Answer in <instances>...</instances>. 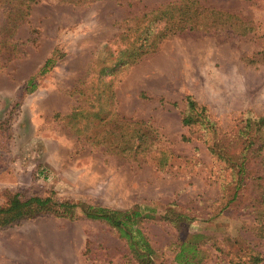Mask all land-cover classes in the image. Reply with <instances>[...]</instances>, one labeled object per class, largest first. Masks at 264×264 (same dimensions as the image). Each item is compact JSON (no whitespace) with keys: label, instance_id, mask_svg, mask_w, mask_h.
<instances>
[{"label":"rangeland","instance_id":"374dc122","mask_svg":"<svg viewBox=\"0 0 264 264\" xmlns=\"http://www.w3.org/2000/svg\"><path fill=\"white\" fill-rule=\"evenodd\" d=\"M145 14L158 39L114 67L118 34L132 40ZM12 39L0 56V206L17 192L77 208L0 227V264H138L114 228L82 215L88 205L150 212L137 227L157 264H176L173 243L192 233L211 238L200 264L252 253L264 264V202L250 189L231 199L239 130L264 115V0H39ZM188 96L210 125L182 123ZM125 120L143 122L130 126L145 135L136 151L103 142ZM247 151L250 183L264 175V146Z\"/></svg>","mask_w":264,"mask_h":264},{"label":"trees","instance_id":"16d2710c","mask_svg":"<svg viewBox=\"0 0 264 264\" xmlns=\"http://www.w3.org/2000/svg\"><path fill=\"white\" fill-rule=\"evenodd\" d=\"M39 0H0V11L3 17L0 28V56H7L11 51H16V42L12 37L16 27L23 22L28 16L30 7ZM76 2H85L91 0H75ZM197 10L208 11L202 6H198ZM195 10L194 12H196ZM147 14L143 15L137 23L135 33H137L132 40L128 39L124 34H118L126 43L124 48L120 51V56L116 58L114 67L123 66L136 62L142 55L148 53L146 45L152 46L159 35H156L152 44L149 42L150 32L147 29V24L144 25L145 20H148ZM5 24V25H4ZM3 25V26H2ZM136 41H140L136 44ZM1 60V58H0ZM53 59H47L41 72L45 71L48 66L52 65ZM106 67V66H105ZM103 67L101 73H109L108 69ZM107 69V71H106ZM106 71V72H105ZM34 88L35 82L31 78L27 82V87ZM187 112L182 117V123L184 125H192L194 123H201L208 125L205 107L199 105L190 96L186 97ZM82 106V105H80ZM79 107V106H78ZM86 109L80 107V110L72 111L66 117L77 123L78 116L84 113ZM88 112V111H87ZM88 121V120H87ZM143 124V122L128 123V121L120 122L118 132L111 131L110 136H106L103 142L110 145H120L121 149L125 151H136L140 147V143L143 142L144 134L140 133L137 128H130L131 125ZM210 125V124H209ZM207 127V126H205ZM210 128V127H209ZM131 129V130H130ZM137 133V135L135 134ZM135 135L138 136V145H135ZM239 135L242 138L241 144L246 150L243 152L242 164L238 165V170L235 173L236 176L241 175L240 178H236L233 191L231 193V199L239 196L244 190L250 189L254 198L262 203L264 202V175L252 176L250 183L247 178V149L254 152L260 151L264 146V115L259 117H248L242 128L239 130ZM119 139V140H118ZM116 140V141H114ZM254 145H257L253 148ZM211 150H221L218 146L213 145ZM218 153V152H217ZM248 163V160H247ZM251 185V187H249ZM77 205L70 202H56L52 197H40V196H22L20 193H12L4 205L0 206V227L12 225L22 219L36 217L43 214H53L58 217H70L75 216V209ZM84 217L92 220H100L114 228L119 236L124 238L128 244L130 254L138 262V264H157L155 260V250L151 247L148 239L143 234L137 225L143 218L151 217L150 212H143L139 207L130 209H118L110 208L102 205H88L80 209ZM153 211V210H152ZM179 219L184 218L186 215L179 213L176 214ZM208 236L200 233H192L185 237L178 238L173 243L175 246L174 258L176 264H200L201 245L210 242ZM214 244V243H212ZM263 261V256L258 253L249 254L243 258L230 259V264H258Z\"/></svg>","mask_w":264,"mask_h":264}]
</instances>
